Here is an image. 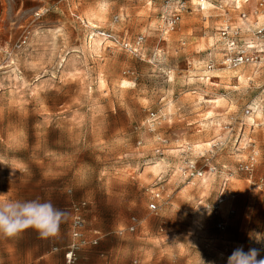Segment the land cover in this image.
Masks as SVG:
<instances>
[{"label": "rangeland", "instance_id": "obj_1", "mask_svg": "<svg viewBox=\"0 0 264 264\" xmlns=\"http://www.w3.org/2000/svg\"><path fill=\"white\" fill-rule=\"evenodd\" d=\"M259 1L186 0L167 31L175 0H0V202L68 214L53 239L0 236V264H64L53 247L79 201L86 234L116 233L91 245L110 264H228L236 249L264 259V56L224 68L219 34L260 42ZM97 29L142 41L130 51Z\"/></svg>", "mask_w": 264, "mask_h": 264}, {"label": "built area", "instance_id": "obj_2", "mask_svg": "<svg viewBox=\"0 0 264 264\" xmlns=\"http://www.w3.org/2000/svg\"><path fill=\"white\" fill-rule=\"evenodd\" d=\"M186 0H175V10L173 13L165 18V29L173 30L175 25L179 22L181 18V13L185 11L186 9ZM263 2H259V6H262ZM201 7V4H200ZM242 18L246 16V13L242 12L240 14ZM117 19V17H115ZM256 35L264 36V21L262 25L257 28L255 31ZM96 33L111 41V43L117 45L124 46L125 48L129 49L130 51L136 52L137 47L142 41V37L138 36L134 42L131 44L128 41H125L123 39H120L116 35L97 29ZM219 34L221 37V40L223 41V55L220 60V65L227 69H235L243 64H252L256 63L260 60V53H264V45L261 46V48L255 49L254 45L252 43H240L239 42V28L238 27H230L229 25L223 26L219 30ZM206 68L208 71H211L214 69V63L209 62L206 65ZM262 92H264V83L261 86ZM249 110L247 109L246 112ZM153 114H150L152 116ZM154 119H151L150 125L153 124ZM140 143V142H138ZM258 155V151L255 149H252L251 155L249 156V159L243 163H240V169L251 172L253 169V164L255 161V158ZM211 169H214V167H211ZM189 175L193 176H202V172L198 171L195 168V165L192 163L189 168ZM260 186L264 188V164H263V175L259 180ZM70 190H68L69 192ZM159 196V192L154 193V197L157 198ZM223 189L220 192V196L217 200V204H220L223 201ZM86 202L85 201H79L71 204V232H70V240L69 242L63 247L62 255H63V261L64 264H78V254L79 252L87 246L96 245L98 243V236L95 234V236H87L86 234V223L84 218V211H85ZM149 208L151 210L156 209V204L154 202H151L149 204ZM138 219L135 216H131L129 219V225L128 229L129 231H133L136 228ZM225 221H220L217 223V227L220 229H223L225 227ZM54 250L57 249V247H53Z\"/></svg>", "mask_w": 264, "mask_h": 264}, {"label": "clouds", "instance_id": "obj_3", "mask_svg": "<svg viewBox=\"0 0 264 264\" xmlns=\"http://www.w3.org/2000/svg\"><path fill=\"white\" fill-rule=\"evenodd\" d=\"M67 212L57 208L50 200L2 201L0 202V236L16 238L27 229L34 230L39 238L47 240L60 234L61 224ZM259 251L236 249L228 258V264H264L257 259Z\"/></svg>", "mask_w": 264, "mask_h": 264}, {"label": "crops", "instance_id": "obj_4", "mask_svg": "<svg viewBox=\"0 0 264 264\" xmlns=\"http://www.w3.org/2000/svg\"><path fill=\"white\" fill-rule=\"evenodd\" d=\"M201 1L202 0H197V6L200 8V9H206L205 7H203V5H202V3H201ZM205 1H207V0H205ZM235 1V3L237 4V1L236 0H234ZM248 0H243V2H247ZM259 2H261V1H259ZM259 2L257 3L258 5H257V7L259 6ZM263 2V5L262 6H259L260 8H263L264 9V1H262ZM200 4H201V7H200ZM240 5H237L236 7H239ZM175 10V9H174ZM242 12H244V13H246L245 11H243V10H241L240 11V14L242 13ZM242 17L240 16V19H241ZM225 26V25H224ZM223 27V26H222ZM222 27H220L219 29H221ZM249 39H251V38H248V40L247 41H252L253 42V40H249ZM260 42H258V43H252V45H254V47H255V49H258V48H261V46L262 45H264V36H260ZM247 41H245L246 43H247ZM244 42V43H245ZM223 51H224V47H222V52H221V57L220 58H222V55H223ZM260 56H264V53H260ZM250 173V172H249ZM223 190H224V188H222ZM221 189V190H222ZM221 192V191H220ZM219 196H220V193H219ZM223 197H224V199H227V197L226 196H224V194H223ZM223 199V200H224ZM70 211H71V205H70ZM71 213V212H70ZM70 219H71V217H70ZM220 220H225V219H220ZM226 222V221H225ZM70 232H71V221H70V226H69V233H67L66 234V236L65 237H63L62 239H60V243H63V242H66L63 246H60V247H57V246H55V247H57V249L56 250H54V251H57V253H60L61 255H62V250H63V247L69 242V240H70ZM95 234H97V236H98V242H100V240H101V238L102 237H104L105 239H107V234H116L115 232H112V231H109V232H105V233H103L102 235L100 234V232H96V231H94L93 233H91V234H87L88 236H95ZM114 236H116V235H114ZM104 243H106V242H104ZM98 244V243H97ZM96 244V245H97ZM100 246H101V244H100ZM104 251H103V248H101V247H99V251L98 252H95L93 249H92V247L91 246H87V247H84L80 252H79V254H78V261H79V264H85V262L87 263V264H110L111 263V260L110 261H107V256H105L104 255ZM35 257H37V259L38 258H41L44 254H42V252H39V251H36L35 252ZM63 258V257H62ZM114 264V263H113Z\"/></svg>", "mask_w": 264, "mask_h": 264}, {"label": "bare ground", "instance_id": "obj_5", "mask_svg": "<svg viewBox=\"0 0 264 264\" xmlns=\"http://www.w3.org/2000/svg\"><path fill=\"white\" fill-rule=\"evenodd\" d=\"M238 1H239V0H237V2H238ZM201 3H202V5H203V6L207 5V4H206V2H205V1H203V0L201 1ZM238 3H239V2H238ZM156 166H158V163H157V164H155V165H153V167H156Z\"/></svg>", "mask_w": 264, "mask_h": 264}]
</instances>
